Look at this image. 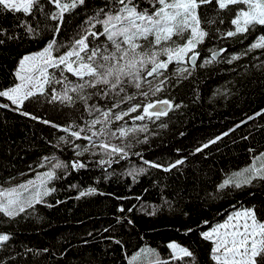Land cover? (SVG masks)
Masks as SVG:
<instances>
[{"label":"trees","instance_id":"obj_1","mask_svg":"<svg viewBox=\"0 0 264 264\" xmlns=\"http://www.w3.org/2000/svg\"><path fill=\"white\" fill-rule=\"evenodd\" d=\"M134 2L138 10L149 13L159 7L154 0ZM41 3L46 14L37 11L34 18L0 9V29L7 30L0 35L4 40L0 44V90L20 83L16 73L25 55L42 51L53 38L63 45L53 55L63 54L75 39L85 34L89 18L103 19L102 10L114 12L119 7L114 6V0H85L83 5L66 12L60 23L50 17L55 6L47 0ZM241 7L244 6H230L218 12L213 5L198 10L201 27L209 36L197 46L200 56L195 69L190 62L179 65L173 62L163 76L141 79L139 89L126 83L119 95L109 92L101 97L97 95L100 89L88 88L82 93H70L73 97L70 104L49 103L51 88L60 92L59 84L45 85L48 96L38 94L19 106L0 97V189L9 182L36 179L39 172L51 169L46 164L60 161L69 165L67 169L56 170L59 178L49 182L56 190L43 197L42 202L14 218L0 214V234L9 235L8 241L0 242V264H128V257L145 246L156 247L161 260L168 264H187L188 258L183 261L170 258L172 253L167 245L171 241L188 247L195 255V264H215L210 258L213 242L205 240L202 232L253 205L257 218L264 221V181L256 180L239 189L218 187L229 174L246 168L255 155L264 153V112L256 115L264 110V49L243 55L264 32V27L258 26L255 32L235 37L222 35L234 30L230 21ZM212 19L216 22L208 24ZM221 19L224 23L219 22ZM22 20H27L36 33L30 34L20 27ZM57 24H60L59 33L54 31ZM93 30L102 31V25L97 24ZM189 35L190 32H185L183 36H173L172 42H162L157 48L182 45ZM89 43L90 47L108 45L111 50L104 36L89 37ZM139 43L148 47L143 40ZM220 49L226 51L220 52L214 62L200 66L211 58L212 51ZM233 55L240 59L228 63ZM159 58L167 59L163 55ZM185 67L191 75L184 73L187 78L178 79L174 74L178 68ZM48 71H55L60 79L58 70ZM65 75L73 83L79 82L71 74ZM165 76L168 80L164 91L152 96L151 89L160 86ZM142 92H148V97L142 96ZM80 95L91 97L87 105ZM127 96L135 99L129 101L125 99ZM161 99L179 107H173L159 120H134L142 108L121 121L111 120V116L126 112L135 104ZM113 104L118 106L112 108ZM88 105H95L101 112L112 108L111 123L106 126L109 133L121 127L138 129L144 125L147 131L129 132L118 144L113 142L111 134L92 136L89 122L103 117L95 111L90 115L85 110ZM24 112L30 115L25 116ZM45 120L50 123H43ZM101 127L97 125L93 131ZM71 131H81L82 138L72 137ZM85 136L92 139H83ZM217 136L221 139L196 152ZM60 137H65V141ZM102 139L123 148L127 155L121 158L116 154L111 157V164L101 165L99 161H107L109 156L99 149L100 143L88 146ZM77 150L83 155L77 156ZM74 160L86 167L72 168ZM176 160L184 163L169 172L145 163L167 167ZM141 168L142 173L138 172ZM134 169L138 172L135 179L128 175ZM89 188H95L96 192L77 198L80 191ZM120 208L124 211H119Z\"/></svg>","mask_w":264,"mask_h":264},{"label":"snow or ice","instance_id":"obj_2","mask_svg":"<svg viewBox=\"0 0 264 264\" xmlns=\"http://www.w3.org/2000/svg\"><path fill=\"white\" fill-rule=\"evenodd\" d=\"M85 0H71L70 3L63 0H47V3L55 6V11L50 13L52 20H58L63 23L64 14L77 8L78 5H83ZM154 3L159 7L149 13L147 10H138L134 0H114V6L119 5L114 12H103V19L99 17L89 18V27L84 29V35L79 39H75L69 49L63 54L53 55L54 50H57L63 45H59L57 40H50L42 51L31 56H25L20 60V69L18 71L20 83L15 84L6 90H0V97H5L11 101L12 105H22L30 98H36L37 95L48 96L45 92V85H62L61 91L57 92L55 87L51 88V97L49 103L59 101L62 104H70L73 102V97L70 93H82L85 89H100L97 95L104 97L108 96L109 92H115L119 95L123 92L124 85L134 84L137 89L141 87V79L151 77L153 75L163 76L167 71L169 64L175 62L177 65L190 62L193 69L197 66V58L200 53L196 51L197 46L204 43L205 37L209 36V32L201 27V18L199 9L205 6H215L216 10H228L230 6L243 5L238 8L235 16L230 23L234 26V30H229L222 35L227 37H235L238 34H247L255 32L259 27H264V0H154ZM0 9L11 13H23L25 16L35 17L36 12L44 13V5L41 0H0ZM215 19L208 20V24H214ZM224 23L223 19L219 21ZM102 25V31H94L96 25ZM20 27H23L30 34L36 33V29L28 23L27 20L20 22ZM54 31L59 33L60 24L55 26ZM219 31V30H217ZM7 32L6 29H0V35ZM185 32H190V35L185 43L176 47H159L162 42L167 44L172 42L173 36H183ZM104 36L110 42L111 50L108 45L103 47L99 44L90 47L89 37L99 38ZM154 37V39H149ZM12 39V36L8 37ZM143 40L148 47L139 43ZM4 40L0 39V44ZM257 49H264V32H262L256 40L243 53ZM225 49L212 51L211 58L205 59L201 67L210 64L216 60L220 52H225ZM166 56V60H161L159 57ZM187 58V61H186ZM240 59V56L233 55L228 60L231 63L233 60ZM26 62L28 66L26 68ZM49 69L58 70L60 79L56 78V72L49 73ZM65 73L71 74L76 78L78 83H73ZM184 73L191 75L188 68H178L174 75L179 78L186 79ZM168 77L165 76L160 81V86L151 89L152 96L164 91L165 81ZM71 85V86H70ZM104 89H107L105 91ZM142 96L148 97V92H142ZM87 105L90 96L80 95L79 97ZM125 99L131 101L134 96H127ZM8 107L7 104L3 105ZM118 105L113 104L112 108ZM179 107L174 105L168 99L149 101L143 105L135 104L129 107L126 112H121L114 115L115 121H121L130 113H135L142 108L139 115L133 117L134 120L143 121L146 118L159 120L165 117L173 109ZM112 108H108L101 112L95 105L86 106L85 110L91 113L98 112L103 119H93L88 124V130L92 132V136L105 137L109 134L115 136V132L109 133L106 126L111 123L110 116ZM14 110H18L14 109ZM264 110L257 112L256 115H261ZM23 115H30L24 112ZM33 119L37 117L33 116ZM251 119V117H250ZM45 124L50 123L45 120ZM97 125L102 127L98 131H93ZM55 126V125H54ZM166 127L167 125H162ZM70 131V129H65ZM83 131V129H81ZM81 131H71V136L77 139L81 137ZM120 137H127L129 132L141 131L146 132L147 126L144 125L138 129H128L121 127L117 129ZM224 135H227L225 133ZM92 136H85L83 139L91 140ZM221 137L217 136L215 140L209 141L202 147L197 148L196 152H202L203 149L209 147V144L216 143ZM61 141H65V137H60ZM67 142V141H66ZM99 149L103 150L110 159L100 160L101 165L111 164V157L120 154L121 158L127 155L123 148L110 145L102 139L98 145ZM79 149V146H76ZM84 151H88L87 148ZM250 152L254 151L252 149ZM76 155H83V152L77 150ZM46 160L48 158H45ZM257 162L259 166H257ZM150 163L151 167L163 168L165 172H169L178 165L184 163L183 160H176L174 163L164 167L161 164ZM68 164L57 161L48 171L37 174V179L40 183L37 184L33 180L27 181L26 184H20L3 191H0V214L7 218H14L20 213H24L27 208H31L33 204L40 203L43 197L54 192L55 188L46 187L47 183L58 179L56 175L57 169H67ZM71 167L80 169L86 165L79 160L71 162ZM138 172H144L141 168ZM137 170H132L128 175L136 178ZM41 177H46L41 179ZM264 181V153H259L253 157L252 163L246 168L229 174L222 183L218 185L220 189H225L229 186L234 188H242L253 184L254 181ZM29 186H32L29 188ZM23 190V193L20 190ZM95 188H89L85 191H80L78 199L87 195L94 194ZM26 193V195H25ZM59 202V201H58ZM51 206V205H49ZM123 212L124 209L120 208ZM132 211V209H128ZM154 214V213H152ZM207 223V222H205ZM188 231H191L189 229ZM205 240L213 242L210 258L215 264H264V221L257 218V209L253 205L250 208H244L241 211H236L228 216V219L211 231L201 233ZM8 234H0V242L8 241ZM119 243V241H117ZM171 250L172 260H185L188 258L187 264H195V255L188 247L181 246L177 242H169L167 245ZM46 251V250H45ZM144 254L154 256L155 259L149 261V264H168V261L161 260L155 250L144 248L131 257L128 264H136L140 257Z\"/></svg>","mask_w":264,"mask_h":264},{"label":"rangeland","instance_id":"obj_3","mask_svg":"<svg viewBox=\"0 0 264 264\" xmlns=\"http://www.w3.org/2000/svg\"><path fill=\"white\" fill-rule=\"evenodd\" d=\"M39 52H40V51H39ZM35 53H38V52H34V53H31V54H27V55H25V56H31V55H33V54H35ZM25 56H24V57H25ZM27 66H28V62H26V68H27ZM19 71L21 72V75L24 74V72L21 71L20 68H19ZM111 120H115V119H114V116H111ZM115 133H116V135L113 136V142L116 143V144L121 143L125 137H120L118 131H116ZM99 143H100V141H98V143H97V144H94V145L91 143V144L88 146V148H91V147H93V146H96V145H98ZM259 163H260V162H257V166H259ZM54 164H55V162H52V163H49V164H46V165H47V166H53ZM50 168H52V167H50ZM48 170H49V169L44 170V171H41V172H39L38 174L44 173V172H46V171H48ZM41 179H45V180H46V177H41ZM29 180H30V179L25 180V181H20V182H18V183L9 182V183H7L5 186H3V188H1L0 191L6 190V189H9V188H12V187H16V186H18V185H20V184H26L27 181H29ZM32 180H33V179H32ZM33 181H35L37 184L40 183V180L37 179V176H36V179H34ZM31 187H32V186H29V188H31ZM46 187L51 188V186L49 185V182L47 183ZM20 191L23 193V190H22V189H21ZM25 195H26V193H25ZM2 198H3V197H0V199H2ZM240 211H241V210H240ZM223 223H224V222H223ZM210 231H211V230H210ZM1 234H7V233H1ZM171 242H173V241H171ZM174 242H177V241H174ZM177 243H178V242H177ZM179 244H180V243H179ZM180 245H181V244H180ZM181 246H184V245H181ZM184 247H186V246H184ZM144 248H148V249L155 250V253H158V254H159V257H160V259H161V256H160V253H159V250H158L156 247H153V246H145V247H142L141 249H144ZM141 249H139L138 251H136V252H134L132 255H130V256L128 257V261L131 259V257H132L133 255H135V254H136L137 252H139ZM152 259H155V257H154V256H149V255H147V254H144V255H142V256L140 257V259L136 262V264H149V261L152 260Z\"/></svg>","mask_w":264,"mask_h":264},{"label":"built area","instance_id":"obj_4","mask_svg":"<svg viewBox=\"0 0 264 264\" xmlns=\"http://www.w3.org/2000/svg\"><path fill=\"white\" fill-rule=\"evenodd\" d=\"M97 143H98V141H96V142H94V143H92V144L94 145V144H97Z\"/></svg>","mask_w":264,"mask_h":264},{"label":"water","instance_id":"obj_5","mask_svg":"<svg viewBox=\"0 0 264 264\" xmlns=\"http://www.w3.org/2000/svg\"><path fill=\"white\" fill-rule=\"evenodd\" d=\"M220 55V54H219ZM219 55L216 57V59L219 57Z\"/></svg>","mask_w":264,"mask_h":264}]
</instances>
